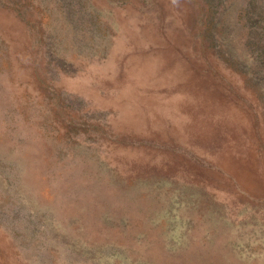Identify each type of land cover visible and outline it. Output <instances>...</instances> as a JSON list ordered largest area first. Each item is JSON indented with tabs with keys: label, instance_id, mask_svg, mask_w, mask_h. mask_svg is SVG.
<instances>
[{
	"label": "rangeland",
	"instance_id": "1",
	"mask_svg": "<svg viewBox=\"0 0 264 264\" xmlns=\"http://www.w3.org/2000/svg\"><path fill=\"white\" fill-rule=\"evenodd\" d=\"M0 264H264V0H0Z\"/></svg>",
	"mask_w": 264,
	"mask_h": 264
}]
</instances>
